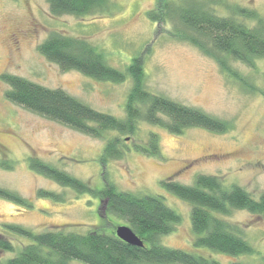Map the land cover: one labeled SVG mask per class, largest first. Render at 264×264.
I'll list each match as a JSON object with an SVG mask.
<instances>
[{
    "label": "rangeland",
    "instance_id": "rangeland-1",
    "mask_svg": "<svg viewBox=\"0 0 264 264\" xmlns=\"http://www.w3.org/2000/svg\"><path fill=\"white\" fill-rule=\"evenodd\" d=\"M211 1V10L220 17H234L231 8L239 7L264 18V0ZM156 9V0H108L103 11L79 17L54 15L45 0H0V161L11 164L0 166V188L16 193L30 205L0 198V234L15 246L13 252L0 251L1 260L15 256L27 243L6 231L8 224L34 233H85L96 227L109 234L117 226H127L124 220L106 213L104 200L77 194L32 170L30 158L48 163L93 189L112 184L118 191L161 197L180 218L171 233L160 237L165 247L219 264L264 260V217L241 209H230L225 216L212 213L239 229L253 254L230 256L197 248L193 245L191 205L161 184L174 181L189 186L198 175H212L225 188L241 187L254 199L264 193V58L247 65L223 54L213 52L210 56L177 35L172 22L151 21L147 14ZM238 19L254 25V21ZM53 32L87 41L109 66L119 70L136 59L142 65L148 92L196 108L224 121L228 129L220 133L190 127L172 134L140 121L133 134L108 130L95 138L10 102L5 97L9 87L1 80L3 74L62 89L94 110L125 118L132 79L114 84L76 70L62 71L37 50ZM150 134L158 138V157L132 147L144 145ZM113 138L120 140L124 151L120 158L103 163L105 144ZM39 191L61 195V199L41 197Z\"/></svg>",
    "mask_w": 264,
    "mask_h": 264
},
{
    "label": "trees",
    "instance_id": "trees-1",
    "mask_svg": "<svg viewBox=\"0 0 264 264\" xmlns=\"http://www.w3.org/2000/svg\"><path fill=\"white\" fill-rule=\"evenodd\" d=\"M54 15L85 16L103 11L108 0H45ZM157 9L149 12L151 21L172 22L173 31L191 41L208 55L223 54L235 61L251 65L254 59L264 58V18L255 12L232 7L234 17H220L212 10L209 0H156ZM254 21L249 26L242 20ZM193 35V36H192ZM38 52L62 71L76 70L97 81L119 84L127 77L132 86L126 97L125 118L99 112L79 102L62 89H50L19 76L3 74L1 80L9 87L5 97L12 103L33 113L57 121L83 134L100 138L103 131L133 134L136 124L144 121L165 128L172 134H181L190 127L224 132L228 124L193 107L153 95L143 85L144 72L136 59L124 69L109 66L103 56L87 41L51 33L38 45ZM221 63V62H220ZM161 117L167 118L164 121ZM94 125V126H90ZM139 153L158 157V138L150 134L144 145L132 146ZM128 147H126V150ZM123 147L118 138L105 144L101 161L120 158ZM11 164L0 161V166ZM29 166L35 172L55 181L77 194H89L105 201L106 213L124 220L143 241V247L130 246L115 236L96 227L85 233L65 230H46L34 233L20 225H5L13 236L24 239L17 254L0 259V264H219L180 249L160 244V237L168 235L180 220L163 199L156 195H135L118 191L110 184L93 189L81 180L58 170L37 158H30ZM169 193L191 205L190 223L194 235L193 245L230 255H250L253 248L241 236L239 229L229 225L212 213L227 215L230 209H241L264 217V193L254 199L238 186L225 188L222 181L212 175H198L193 185L174 181L161 182ZM39 196L60 200L61 195L39 191ZM0 198L29 207V203L16 193L0 188ZM13 243L0 234V251L13 252ZM230 264H249L237 263ZM255 264H264V260Z\"/></svg>",
    "mask_w": 264,
    "mask_h": 264
},
{
    "label": "water",
    "instance_id": "water-1",
    "mask_svg": "<svg viewBox=\"0 0 264 264\" xmlns=\"http://www.w3.org/2000/svg\"><path fill=\"white\" fill-rule=\"evenodd\" d=\"M114 233L119 240L130 246L143 247V241L128 226H117Z\"/></svg>",
    "mask_w": 264,
    "mask_h": 264
}]
</instances>
